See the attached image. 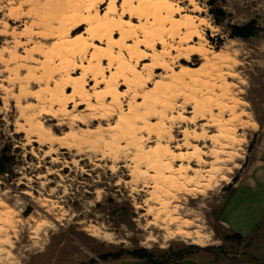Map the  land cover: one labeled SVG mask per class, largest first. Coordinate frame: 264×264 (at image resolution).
<instances>
[{
  "label": "rangeland",
  "instance_id": "374dc122",
  "mask_svg": "<svg viewBox=\"0 0 264 264\" xmlns=\"http://www.w3.org/2000/svg\"><path fill=\"white\" fill-rule=\"evenodd\" d=\"M88 1L0 0V153L5 147L9 157L0 173V264H110L135 257L101 255L137 248L156 258L183 251L181 260L197 263L224 257L264 264V205L241 241L225 238L234 232L222 221L238 192H255L243 197L246 215L264 202V0H166L164 7L134 0L130 11L138 15L124 18L137 25L125 28L135 36L121 50L114 44L111 55L107 40L120 37L117 29L84 32L94 9L104 12L111 0H98L91 14ZM249 21L254 35L229 36L232 25ZM80 33L77 48L60 44ZM91 43L103 48L96 52ZM199 47L206 53L185 57ZM144 52L166 67L141 70ZM215 52L220 67L209 62ZM182 66L195 69L188 72L194 83L178 79ZM84 69L89 107L62 92L72 91V77ZM109 77L122 92L116 102L106 93ZM193 145L205 152L204 164L178 157ZM178 230L208 240L200 246Z\"/></svg>",
  "mask_w": 264,
  "mask_h": 264
},
{
  "label": "bare ground",
  "instance_id": "6f19581e",
  "mask_svg": "<svg viewBox=\"0 0 264 264\" xmlns=\"http://www.w3.org/2000/svg\"><path fill=\"white\" fill-rule=\"evenodd\" d=\"M98 0H89L88 4L84 6V9L85 11H87L88 13L91 14V11L94 9V6H95V3L97 2ZM115 1L116 0H111L110 3L108 4L109 6L107 7V9L100 13L98 12V10H95L94 9V13L92 14V16H90L84 23H86L87 25H89V28L84 31L86 33H88L90 35V37L94 36L93 35V30H101V31H104V30H107L109 27H114L115 29L118 30L119 34H120V37L118 38H115L113 36H109L108 37V40H107V48H108V52L109 54L111 55L113 53L112 51V48H113V45L114 44H117V46L119 47V50H121L122 48H124V41L126 38H128L129 36H135L134 35V32H127L126 31V27H129V28H132V27H136L137 25L131 21V19L129 18H124V14H129L130 17H132L134 14L135 15H138V13H132L130 11V5L131 3L134 1V0H122V3H121V8H122V13H121V16L118 17L117 20H115V18L113 17V15L116 13V4H115ZM138 2V5L139 6H145V5H150V6H153L154 4L150 3V0H136ZM149 1V2H147ZM190 3H193L194 4V1L193 0H189ZM167 4V1L166 0H160L155 6L157 5H160V7H164L165 5ZM196 9H198V7L196 5H194ZM123 15V16H122ZM134 15V16H135ZM186 19V25H187V22L189 21L190 23L192 22V18L191 17H185ZM192 24V23H191ZM190 24V25H191ZM189 26V25H187ZM143 34L145 35V37H147L149 34L145 31L146 29L144 27H140L139 28ZM82 37H83V34L80 33V34H77V35H74V36H67V35H64L62 36L61 38L64 39L60 42V44H64V45H68L69 47L71 48H77L78 47V42H80L82 40ZM157 42L158 43H161V44H164V39L162 37H157ZM127 45H130V44H127ZM96 52H99V50L103 47L99 46L98 44L96 43H91L90 45ZM147 46V45H146ZM150 47V46H149ZM128 49V54L130 55V57L133 56V50H131V48L129 47H126ZM135 50L138 49V44L135 45ZM143 51V50H141ZM192 52L196 53V54H204L206 53V51L202 48V47H199V48H195V49H190L185 57H188ZM109 55V56H110ZM118 57L117 59H119V57L122 59L123 58V54L121 52H118ZM93 58L96 57V54H93L92 55ZM152 60L153 63L152 64H149L148 62H145V60ZM139 60H142L144 61L143 62V66L141 68V70H147L148 72H151L152 69L154 67H166L165 64L163 63H159L157 61V57L156 55L154 54H150V53H142L140 56H139ZM113 60H111V63H112ZM211 66L212 67H220L221 65H223L224 61L221 59V55L219 54V52H215V54L213 55L212 57V60L209 61ZM123 63V62H122ZM124 64V63H123ZM127 67V70L129 71V73L132 75V76H139V72L138 70H136L134 67H131L129 65H126ZM191 70H195V69H192L188 66H182L181 67V73H179V77L178 79L180 80H184V79H190V81L192 83L195 82V80L193 79V76H191L190 74H188L189 71ZM198 71H201L199 69H196ZM88 71H86L84 69V74L82 76H76V77H72L73 78V82L71 81V83H73L72 85V91L70 93L68 92H65L64 90H62L63 94L69 96V99L71 101H73L75 99V97H78L82 103H85L87 105V107L90 106V100H89V96L83 86V82H81V79L83 80L84 78V75L87 73ZM229 76L233 77V78H237V75L234 74V73H227ZM190 75V76H189ZM103 80H104V77H102ZM113 78L112 77H109L108 79H106L105 83H106V86L109 88V90L106 92L109 96H111L113 98V101L116 102L117 101V96L122 93L120 92L117 88H114L112 87V83H113ZM126 81V80H125ZM126 83L128 85H130L131 83H129L128 81H126ZM225 86L229 87L230 85L225 83ZM232 104L234 105H239V104H243L242 101H239L237 99H232ZM198 105L195 104V113H198L196 111V109L198 108L197 107ZM222 108H226V109H229L230 111H232V108H233V105L232 106H227V105H223ZM123 119L120 117V121H122ZM210 124L211 125H216L219 127V130L220 131H224L222 128L224 126V124H221L219 122V120L217 119H212L210 120ZM226 132V131H224ZM221 133V132H220ZM184 134L187 136L188 135V132L187 131H184ZM196 137H199V138H205V135L202 133V134H199V135H195ZM215 136H212L210 137L209 139H214ZM187 143V142H186ZM188 145V144H187ZM212 153V155L215 156L216 160L218 159L217 157V151H213L211 150L210 151ZM205 152L202 150V148L198 145H193V151L191 152V154H179L178 157L180 159H183L185 161H190L192 159H194L196 161V164L198 165H202L205 163L204 159H203V156ZM182 171H186V168H183V167H180L177 172H182ZM195 173H199V170H194ZM189 226L192 225V223L188 224ZM176 235L178 236H182L184 238H187V239H190L192 243L194 244H197V245H204V243L208 240V238L202 234H200L199 232H194L193 234L192 233H187L185 231H181V230H178L176 231Z\"/></svg>",
  "mask_w": 264,
  "mask_h": 264
},
{
  "label": "crops",
  "instance_id": "0c3cea01",
  "mask_svg": "<svg viewBox=\"0 0 264 264\" xmlns=\"http://www.w3.org/2000/svg\"><path fill=\"white\" fill-rule=\"evenodd\" d=\"M258 191V190H257ZM243 193L244 196H243ZM238 192L236 195L232 196L230 200L226 203L224 209H223V219L222 221L225 222V224L230 228L231 231L234 233H239L243 238L250 237L255 228L257 227L259 223V217H261L260 209L264 205V202L259 204H256L254 206L255 212L253 215H246L244 214L246 209L249 208L248 202H244L243 200L250 195L251 193L255 192ZM245 197V198H243ZM259 208V210H258ZM110 264H155L150 263L146 260L139 259V258H121L115 260L114 263ZM166 264H249V262H242L234 259L224 258V257H218L215 260H212L210 262L206 263H197L194 261H191L187 258L177 261V262H169Z\"/></svg>",
  "mask_w": 264,
  "mask_h": 264
},
{
  "label": "trees",
  "instance_id": "16d2710c",
  "mask_svg": "<svg viewBox=\"0 0 264 264\" xmlns=\"http://www.w3.org/2000/svg\"><path fill=\"white\" fill-rule=\"evenodd\" d=\"M210 2L209 4H211ZM211 14L215 17L218 18L220 11L219 10H211ZM257 31L256 26L254 25V21H249L248 23H245L243 25H232L231 26V32H230V37H242V38H248L252 35H254ZM0 153V173L5 172V164L9 160V157L7 156V149L3 147L1 149ZM226 239H234L236 241H241L242 236L239 233H233L232 235H228L225 237ZM127 254L131 255L135 258L139 259H145L146 261L150 263H155V264H166L169 262H177L180 261L182 258H184L183 251H177L174 254L171 253L169 255L163 256L161 258H156L153 256V254L147 250L146 248H137L133 250H127V249H119L116 252H111V253H106L101 255V257L105 258H119L122 255ZM93 262V261H90ZM88 263H82V264H90Z\"/></svg>",
  "mask_w": 264,
  "mask_h": 264
}]
</instances>
